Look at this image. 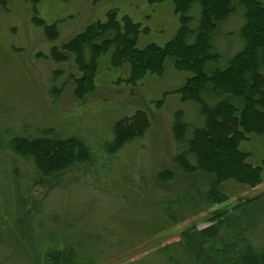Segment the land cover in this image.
Listing matches in <instances>:
<instances>
[{"label": "trees", "instance_id": "1", "mask_svg": "<svg viewBox=\"0 0 264 264\" xmlns=\"http://www.w3.org/2000/svg\"><path fill=\"white\" fill-rule=\"evenodd\" d=\"M172 1L179 28L164 46L139 48L140 34L147 28L113 9L104 21L87 25L67 43L52 47L51 56L64 63L72 60L76 72L68 80L79 101L95 90L103 56L110 58L104 64L106 71L126 63L131 83L160 76L171 62L177 71L189 74L178 92L182 100L198 106L200 125L181 123L180 112L175 114L172 133L177 152L171 168L153 171L146 180L139 169L119 173L112 166L118 152L145 132L144 111L114 123L113 141L100 139L104 141L99 147L97 137L88 143L82 134L65 136L49 125L29 127L20 122L16 127L20 132H15L14 124L0 118V264H97L199 213H211L230 199L231 187L249 189L261 183L263 169L251 164L242 144L252 136H264V3ZM5 2L0 0V5ZM238 16L244 18L240 39L233 45L239 52L228 57L219 48L221 28ZM56 27L44 26L49 39H57ZM68 80L54 85L49 94L60 95ZM106 161L109 169L96 167ZM112 175H117L112 182L115 191L104 183ZM80 178H88L86 186L100 196L133 190L134 200L142 204L136 209L139 217L129 220L127 210L117 212V221L113 217L119 228L133 230L129 246L123 233L113 238L108 227L81 228L78 219L50 204L52 194L64 193ZM245 212L209 217L206 227L189 229L177 241L153 246L122 264H264V231L256 234L263 219L257 211L246 219Z\"/></svg>", "mask_w": 264, "mask_h": 264}, {"label": "rangeland", "instance_id": "2", "mask_svg": "<svg viewBox=\"0 0 264 264\" xmlns=\"http://www.w3.org/2000/svg\"><path fill=\"white\" fill-rule=\"evenodd\" d=\"M261 1L264 3V0ZM113 9L118 16L126 15L147 28L140 34L139 48L150 44L164 46L175 37L179 28L172 0H104L99 3L93 0H6L4 5H0V118L14 124L15 132H20L16 128L20 122L27 123L29 127L33 124L49 125L65 136L82 134L88 143H93L97 137L99 141L94 143L99 147L104 141L100 139H105L107 143L113 141L112 128L120 118L144 111L148 117L145 132L122 147L112 166H116L113 171L119 173H123L124 169H139L148 180L153 171L171 168L172 155L177 152L172 133L175 114L180 112L181 123L194 127L200 125L198 106L182 100L178 92L189 74L177 71L171 62H167L160 76L149 75L131 83L126 63L106 71L104 64L110 59L106 55L102 57L103 66L95 76V90L79 101L73 97V85L68 80L70 73L76 72L72 60L64 63L51 56L52 47L67 43L87 25L104 21L108 11ZM34 18L44 24L35 23ZM53 23L57 26L56 40L49 39L44 29L45 25ZM227 24L221 28L223 40L219 48L223 47L222 53L232 57L239 52L233 49V45L236 39H240L244 18L239 17ZM65 80L68 83H65L60 95L53 97L49 94L54 85L60 86ZM12 124L7 127L11 128ZM3 129L8 131L5 126ZM242 150L249 154L251 164L260 165L259 162L264 160V136L250 137L243 142ZM96 167L109 169V161ZM116 177L112 175L108 181L104 180L114 191L116 188L112 182ZM86 181L88 178H80L64 193L52 194L50 204L56 209L61 207L59 211L62 209L72 219H78L76 223L81 228L91 227L94 231H102L103 227H108L113 232V238L123 233L127 243L125 246H129L133 241V230L127 226L119 228L114 220L117 221L119 210H127L129 220L139 217L136 209L142 204L134 200L133 190L123 189L114 192L115 196H100L86 186ZM230 193V199L213 207L211 213H199L145 243L97 264H122L137 259L153 246L177 241L189 229L206 227L210 224L207 220L209 217L215 219L246 211V219H249V215H256L254 211H257L264 222V169L259 185L249 189L234 186L230 188ZM247 206L256 209H248ZM107 220L110 226L106 224ZM263 231L264 226L261 225L256 234L260 235Z\"/></svg>", "mask_w": 264, "mask_h": 264}, {"label": "bare ground", "instance_id": "3", "mask_svg": "<svg viewBox=\"0 0 264 264\" xmlns=\"http://www.w3.org/2000/svg\"><path fill=\"white\" fill-rule=\"evenodd\" d=\"M89 25H90V24H89ZM132 115H133V114H132ZM130 116H131V115H130ZM124 117H129V116H123L122 118H124ZM122 118H120V119H122ZM120 119H119V120H120ZM119 120H118V121H119ZM259 164H260V165H257V166H259V167H261L262 169H264V160H263L262 163L259 162Z\"/></svg>", "mask_w": 264, "mask_h": 264}, {"label": "flooded vegetation", "instance_id": "4", "mask_svg": "<svg viewBox=\"0 0 264 264\" xmlns=\"http://www.w3.org/2000/svg\"><path fill=\"white\" fill-rule=\"evenodd\" d=\"M64 44H65V43H64ZM61 45H63V44H61ZM61 45H60V46H61ZM60 46L57 45L56 47H60Z\"/></svg>", "mask_w": 264, "mask_h": 264}]
</instances>
